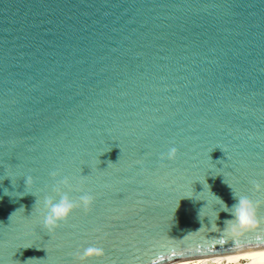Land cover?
I'll return each instance as SVG.
<instances>
[{
  "label": "water",
  "instance_id": "water-1",
  "mask_svg": "<svg viewBox=\"0 0 264 264\" xmlns=\"http://www.w3.org/2000/svg\"><path fill=\"white\" fill-rule=\"evenodd\" d=\"M66 177L62 192L94 204L49 232L37 208ZM253 182L264 0H0V264H74L90 246L105 255L85 264L258 251ZM212 193L261 201L259 231L228 234Z\"/></svg>",
  "mask_w": 264,
  "mask_h": 264
},
{
  "label": "clouds",
  "instance_id": "clouds-1",
  "mask_svg": "<svg viewBox=\"0 0 264 264\" xmlns=\"http://www.w3.org/2000/svg\"><path fill=\"white\" fill-rule=\"evenodd\" d=\"M177 156L178 149L176 147H171L166 153L161 154L160 159L161 161H175ZM59 175V172L54 171L51 173L53 179ZM33 184V177L28 176L25 178L26 189ZM82 184L83 181H80L75 190L83 191ZM253 187L258 192L264 191V184L259 182H253ZM62 188H68L69 190H72V185L69 178L66 177L58 181V183L52 189L53 192L59 196L58 200L54 199L52 196H45L42 210L37 208V211L41 217V224L49 232H54L61 226L62 223L66 222L74 209L82 208L87 214L91 211L94 204L95 198L92 195L84 194L81 195L77 200H74L68 194L62 192ZM213 195L216 196L215 194ZM216 197L224 205V210L221 212L228 213L231 217V219L225 220L228 223L225 225L224 230L228 234L233 236H243L249 232L259 231L261 221L258 218L257 209L261 206V201L253 200L248 196L233 195L235 203L229 207L220 197ZM257 240L264 244V240H261L259 236L257 237ZM256 254L260 257L258 264H264V248L258 249ZM104 255L105 252L102 247L90 246L87 248H82L74 256V264H77V262L78 264H85V262L89 259L102 258ZM152 264H163V262L158 261L155 257H153Z\"/></svg>",
  "mask_w": 264,
  "mask_h": 264
},
{
  "label": "bare ground",
  "instance_id": "bare-ground-1",
  "mask_svg": "<svg viewBox=\"0 0 264 264\" xmlns=\"http://www.w3.org/2000/svg\"><path fill=\"white\" fill-rule=\"evenodd\" d=\"M257 251L183 260L174 264H258Z\"/></svg>",
  "mask_w": 264,
  "mask_h": 264
},
{
  "label": "snow or ice",
  "instance_id": "snow-or-ice-1",
  "mask_svg": "<svg viewBox=\"0 0 264 264\" xmlns=\"http://www.w3.org/2000/svg\"><path fill=\"white\" fill-rule=\"evenodd\" d=\"M97 231H99V229H97Z\"/></svg>",
  "mask_w": 264,
  "mask_h": 264
}]
</instances>
